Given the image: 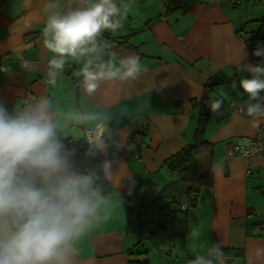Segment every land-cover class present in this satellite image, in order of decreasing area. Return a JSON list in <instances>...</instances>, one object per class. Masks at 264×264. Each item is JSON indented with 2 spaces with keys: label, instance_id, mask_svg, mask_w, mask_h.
<instances>
[{
  "label": "crops",
  "instance_id": "obj_1",
  "mask_svg": "<svg viewBox=\"0 0 264 264\" xmlns=\"http://www.w3.org/2000/svg\"><path fill=\"white\" fill-rule=\"evenodd\" d=\"M48 2L0 0V69H8L0 71V103L11 111L46 96L60 108L101 112L123 144L93 160L84 156L88 145L75 138L79 133L65 141L80 165L108 159L115 176L106 219L76 244L74 264H189L194 251L206 253L216 243L226 264H249V257L264 264V152L227 156L229 143L246 144L264 128V120L253 128L246 114L239 80L250 74L236 64L242 49L241 64L264 59L252 55L264 46V0H116L131 11L123 28L103 39L118 56L138 55L146 71L137 80L104 83L91 97L77 87L76 62L54 85L46 79L51 53L41 33ZM221 97L217 116L209 105ZM202 117L209 147L197 163L210 167L212 186L185 209L180 185L171 208L157 197L178 179L163 161L193 142ZM193 229L198 239L188 237Z\"/></svg>",
  "mask_w": 264,
  "mask_h": 264
},
{
  "label": "clouds",
  "instance_id": "obj_2",
  "mask_svg": "<svg viewBox=\"0 0 264 264\" xmlns=\"http://www.w3.org/2000/svg\"><path fill=\"white\" fill-rule=\"evenodd\" d=\"M46 8L41 35L51 53L49 84L56 83L70 61L79 64L77 87L86 97L104 83L137 80L146 71L138 55L118 56L103 39L106 31L123 28L131 4L49 0ZM252 55L264 58V46L258 44ZM246 56L242 49L236 64L250 78L240 79L239 87L247 96L250 123L259 128L264 120V59L255 65L241 64ZM223 103L222 97L212 100L211 112L222 115ZM74 132L79 133L75 138L86 141L88 159L106 155L111 147H123L101 112L60 108L46 96L11 111L0 103V264H74L76 244L106 219L111 193L105 182L113 183L112 161L80 165L65 142L74 138ZM200 235L195 229L188 233L192 239ZM193 257L189 264H226L219 243L206 253L194 251Z\"/></svg>",
  "mask_w": 264,
  "mask_h": 264
},
{
  "label": "trees",
  "instance_id": "obj_3",
  "mask_svg": "<svg viewBox=\"0 0 264 264\" xmlns=\"http://www.w3.org/2000/svg\"><path fill=\"white\" fill-rule=\"evenodd\" d=\"M261 22H264V20H261ZM263 26L264 25H261L260 28H264ZM203 119L204 117L200 119L195 129L193 142L185 144L178 153L176 152L163 161V165L169 170L168 172L176 174L178 179L166 184L160 194H164L165 190L168 189V194L166 193V195L171 196L169 192H173L174 190L179 191V186L181 185L183 195L186 198L185 209L196 204L197 196L201 189L212 186L213 175L210 167L202 169L197 163V157L203 154L209 147L202 132L205 127ZM105 188L110 192V185L108 182H105ZM173 199L171 200L173 201ZM169 204L173 207L172 205L174 203L169 202Z\"/></svg>",
  "mask_w": 264,
  "mask_h": 264
},
{
  "label": "built area",
  "instance_id": "obj_4",
  "mask_svg": "<svg viewBox=\"0 0 264 264\" xmlns=\"http://www.w3.org/2000/svg\"><path fill=\"white\" fill-rule=\"evenodd\" d=\"M238 3V1H237ZM246 144L229 143L227 156L230 160L236 157L251 158L257 153L264 152V128H259L253 138L246 140ZM117 151H115V154ZM186 206H183L185 208Z\"/></svg>",
  "mask_w": 264,
  "mask_h": 264
},
{
  "label": "rangeland",
  "instance_id": "obj_5",
  "mask_svg": "<svg viewBox=\"0 0 264 264\" xmlns=\"http://www.w3.org/2000/svg\"><path fill=\"white\" fill-rule=\"evenodd\" d=\"M263 20V19H262ZM259 23H260V26L261 25H264V22H261V21H259ZM257 26L259 27V24H257ZM264 27V26H263ZM263 31H264V29H263ZM161 187V186H160ZM164 189V187L162 188V189H160L159 191L157 190V197H159V199L161 200V201H170V202H173L174 203V206H176V200L177 199H173V197H175V198H178V191L177 190H174L173 192H169V194L171 195V196H167L166 195V193L168 192L167 190H165V193L164 194H160L161 193V190H163ZM176 191H177V193H176ZM168 194V193H167ZM171 199H173V201L171 200ZM152 201L153 202H155L156 201V199L155 198H152ZM169 203V202H168ZM158 205V204H157ZM171 207V206H170ZM171 208H174V207H171ZM141 221H139V224H140V226H141ZM148 224H152V223H149V222H146V225H148ZM156 224V223H155ZM158 224V223H157Z\"/></svg>",
  "mask_w": 264,
  "mask_h": 264
},
{
  "label": "water",
  "instance_id": "obj_6",
  "mask_svg": "<svg viewBox=\"0 0 264 264\" xmlns=\"http://www.w3.org/2000/svg\"><path fill=\"white\" fill-rule=\"evenodd\" d=\"M201 114L205 115V109L203 107H201ZM135 149H136V151H138L140 149V147H136Z\"/></svg>",
  "mask_w": 264,
  "mask_h": 264
}]
</instances>
